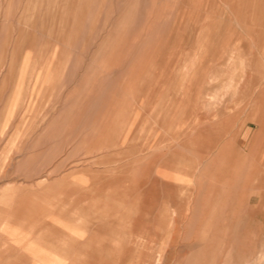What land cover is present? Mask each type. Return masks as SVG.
Listing matches in <instances>:
<instances>
[{
  "label": "rangeland",
  "instance_id": "374dc122",
  "mask_svg": "<svg viewBox=\"0 0 264 264\" xmlns=\"http://www.w3.org/2000/svg\"><path fill=\"white\" fill-rule=\"evenodd\" d=\"M0 264H264V0H0Z\"/></svg>",
  "mask_w": 264,
  "mask_h": 264
}]
</instances>
